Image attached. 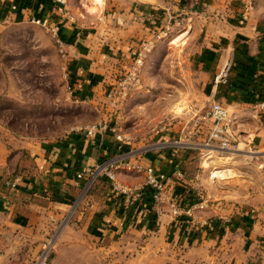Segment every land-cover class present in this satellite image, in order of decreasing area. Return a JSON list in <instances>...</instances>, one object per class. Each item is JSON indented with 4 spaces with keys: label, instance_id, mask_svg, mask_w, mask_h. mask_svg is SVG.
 <instances>
[{
    "label": "crops",
    "instance_id": "crops-1",
    "mask_svg": "<svg viewBox=\"0 0 264 264\" xmlns=\"http://www.w3.org/2000/svg\"><path fill=\"white\" fill-rule=\"evenodd\" d=\"M30 18L59 28L74 95L92 99L91 108L102 118L113 111L101 97L109 84L127 71L142 42L168 26L170 37L184 35L180 44L197 70V117L216 102L232 118L238 144L264 148V114L254 112L264 99V0H65V6L54 0H0V25ZM226 64L228 83L213 87ZM107 125V132L93 138L8 139L0 133V264H31L41 242L64 222L49 264H264L261 169L243 168L241 201L225 220L210 219L208 211L198 213L197 222L174 216L171 202L185 207L205 195L204 158L196 148L179 146L182 138L202 137L186 124L174 126L144 151L116 139L114 118ZM160 143L165 147L156 148ZM108 160L165 174L163 203L157 205L146 188L135 204H126L123 191L144 182L133 168H121L114 187L105 177L88 188L85 178H76L81 169Z\"/></svg>",
    "mask_w": 264,
    "mask_h": 264
},
{
    "label": "rangeland",
    "instance_id": "rangeland-1",
    "mask_svg": "<svg viewBox=\"0 0 264 264\" xmlns=\"http://www.w3.org/2000/svg\"><path fill=\"white\" fill-rule=\"evenodd\" d=\"M174 35L155 42L141 73V87L131 92L123 104L112 105L101 96L113 108L106 113L105 121L91 108V98L80 101L75 97L76 86L70 83L67 56L59 53L44 28L28 21L1 24L0 133L8 139H56L66 136L74 126L107 123L114 118L115 134L145 151L154 146L166 129L172 130L174 126L180 129L186 124L202 140L182 138L180 146L194 147L197 153L205 154L206 150L196 144H204L212 123L198 119L194 126L191 117L194 114L184 111L188 106L198 108L201 88L197 70L189 65L185 44H180L184 35L179 43L172 44L181 37ZM239 149H243L242 144ZM214 157L220 156L213 152V159L202 160L206 171L201 182L209 204L219 205L214 213L210 206L206 211L212 216H227L241 201V173L245 166L239 156L229 155L226 157L230 158L223 160H214ZM214 172L218 175L212 176ZM65 224L58 228V234Z\"/></svg>",
    "mask_w": 264,
    "mask_h": 264
},
{
    "label": "built area",
    "instance_id": "built-area-1",
    "mask_svg": "<svg viewBox=\"0 0 264 264\" xmlns=\"http://www.w3.org/2000/svg\"><path fill=\"white\" fill-rule=\"evenodd\" d=\"M54 1L61 6H65V0ZM28 22L44 28L52 37L59 53L63 56H68L67 44L61 39L58 27L50 26L47 21L36 18H30ZM169 37V27H162L159 31L156 32L153 40L142 42L139 47L132 52V63L127 68V71L123 75L114 79L105 91V97L112 105L118 106L123 104L129 97L131 92L136 91L141 87V73L144 68L146 59L150 51L153 49L155 42L157 40H166ZM228 79L229 64H226L214 76L212 85L213 87L226 85L228 83ZM184 111H187V113L189 114H194L192 116L194 126H196L198 119H201V121L210 120L212 123L204 144L200 145L204 148V150H206L205 154L200 151L201 159H212L213 152H217V154L220 156L217 157L218 160L230 158L226 157L229 155L239 156L241 158V163L244 166H257L264 173V148L262 150H255L250 148H243L241 150L239 149V144L232 136L231 126L233 124V120L232 118H230L227 110L223 106L214 102L210 110L206 114L202 115L201 118L197 117V109L193 106H188L187 109H184ZM254 112L257 114H264V99L255 106ZM107 129L108 125L105 122L97 124L77 125L71 128L66 136L81 135L84 138H93L96 135L104 134L105 132H107ZM116 139L118 141H122L118 135H116ZM154 146L150 148H154ZM164 147V143L156 145V148L162 149ZM121 168H124L126 170H130V168H133L137 172H142L144 174V182L140 188H133L129 190L127 189L123 191L126 195V204L128 206L135 204L146 188H150L151 190H153L152 199L157 205L163 203L162 195L165 190L168 178L165 174L156 171L153 167L141 169L139 165L133 167L129 162H123L120 160L119 162H117L116 160H108L99 163L92 168L81 169L80 172L76 174V178H85L86 187L88 188L97 178L105 177L110 183H112L114 187L116 184V174ZM177 177H181L180 173L177 174ZM17 180L19 179H16V181ZM198 180H200V177L197 175L195 176V181ZM218 205L219 204H216L214 206L213 204H209V196L201 195L200 201L196 204L183 207L179 203L171 202L169 209L174 216L185 215L191 220H195L197 222L199 220L198 213L205 212L208 206H210L212 212L214 213L215 208H217ZM220 215L221 214H217L211 219L225 220V215L221 218L219 217ZM57 238V232H54L51 235L47 236L41 242L40 251L38 255L31 261V264H49L50 254L54 250Z\"/></svg>",
    "mask_w": 264,
    "mask_h": 264
},
{
    "label": "bare ground",
    "instance_id": "bare-ground-1",
    "mask_svg": "<svg viewBox=\"0 0 264 264\" xmlns=\"http://www.w3.org/2000/svg\"><path fill=\"white\" fill-rule=\"evenodd\" d=\"M181 38H182V36L181 37H179V38H177V39H175L174 41H172V44H176V43H179V40H181ZM217 172H214V173H212L213 175L212 176H216V175H218V173L216 174ZM225 174V173H224Z\"/></svg>",
    "mask_w": 264,
    "mask_h": 264
},
{
    "label": "trees",
    "instance_id": "trees-1",
    "mask_svg": "<svg viewBox=\"0 0 264 264\" xmlns=\"http://www.w3.org/2000/svg\"><path fill=\"white\" fill-rule=\"evenodd\" d=\"M192 169V167H190V169L189 170H191Z\"/></svg>",
    "mask_w": 264,
    "mask_h": 264
}]
</instances>
